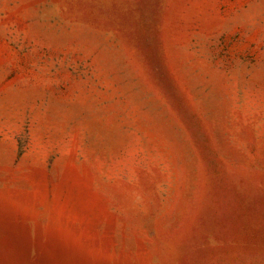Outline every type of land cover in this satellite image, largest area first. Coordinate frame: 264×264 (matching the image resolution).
<instances>
[{
    "label": "rangeland",
    "instance_id": "374dc122",
    "mask_svg": "<svg viewBox=\"0 0 264 264\" xmlns=\"http://www.w3.org/2000/svg\"><path fill=\"white\" fill-rule=\"evenodd\" d=\"M0 264H264V0H0Z\"/></svg>",
    "mask_w": 264,
    "mask_h": 264
}]
</instances>
